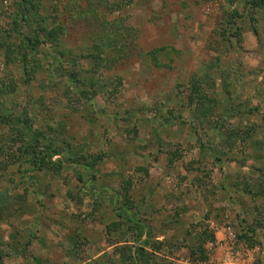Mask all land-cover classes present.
Segmentation results:
<instances>
[{
	"label": "rangeland",
	"instance_id": "obj_1",
	"mask_svg": "<svg viewBox=\"0 0 264 264\" xmlns=\"http://www.w3.org/2000/svg\"><path fill=\"white\" fill-rule=\"evenodd\" d=\"M19 1L0 0V29L18 45L7 31ZM33 1L45 26L62 25L56 50L70 62L63 70L53 65L51 43L39 62L33 55L7 60L0 51V87L15 85L0 93V264H121L115 246L130 214L172 245L156 260L195 264L189 246L208 212L210 229L231 222L237 234H254L260 244L239 241L256 246L264 262V7L245 0H136L123 8L118 0ZM119 18L121 28H113ZM26 65L37 71L29 82ZM20 117L46 132V142L66 147L53 157L57 166L40 170L19 157L24 140L13 127L23 123L12 119ZM174 150L181 157L172 163ZM97 154L106 156L87 170ZM124 179L132 181L130 213L120 216ZM79 231L91 248L75 244ZM127 239L141 242L130 233Z\"/></svg>",
	"mask_w": 264,
	"mask_h": 264
},
{
	"label": "trees",
	"instance_id": "obj_2",
	"mask_svg": "<svg viewBox=\"0 0 264 264\" xmlns=\"http://www.w3.org/2000/svg\"><path fill=\"white\" fill-rule=\"evenodd\" d=\"M136 0H118L116 5L118 8H123L126 6L132 5ZM246 3L251 4V6L255 9L264 7V0H245ZM37 5H35L33 0H20L18 8H16L15 14L12 18V21L9 23L10 28L7 31V37L11 36L12 38H15L19 41H21L20 45L16 44L15 41L13 42H7L6 41V34L3 33V31L0 29V51L7 52L8 58L12 59L14 55L17 59H21L22 61H27V59H30L29 57L33 55V58L36 57L37 54L40 52L41 47L44 44L51 43L54 46V62L52 63L55 65L58 69L63 70L65 68L64 63L70 62V59H66V56H64L63 51L56 50L57 46H60L61 44V35L64 32L62 25L52 27L51 29L48 28V26H45L44 23L46 22V19L44 18H37L34 15H37ZM121 18L115 20L113 22V28L120 27L121 28ZM120 22V23H119ZM24 28H27L28 30H25ZM12 32V33H11ZM91 56L89 54H86L85 57ZM99 55H93V58L95 60H98V63H101L104 61V59H98ZM73 63L77 62L74 59H71ZM74 63V64H75ZM26 79L25 82H29L37 73V71L32 68H28V65H26ZM39 71V70H38ZM72 77L76 80V72L73 70L71 72ZM15 85L13 83H6L3 82L0 87V93L6 94L9 91L12 93L14 91ZM83 95L87 97L89 100L93 99V94L91 90H83ZM199 102H202L201 99L197 100ZM190 102L194 103L195 98L194 95L190 96ZM9 116H3V120L7 121L9 120ZM12 119V118H11ZM19 122L23 123V126H15L13 128H16L14 131L15 136H17L20 139H23L24 142L20 147L19 150V157L26 156L28 158H25L26 162H30L33 164L35 168L38 169H46L48 166H57V161L53 160V157L60 155L64 153L63 151L66 150V147L60 148L58 144H55L52 142H46L47 134L46 132H43L41 129L37 130L32 128V124L29 120V118L20 117L17 120L12 119V122ZM230 135L235 134L233 132L229 133ZM45 142L40 146L42 141ZM69 146V145H68ZM21 154V155H20ZM15 156V155H13ZM105 154H97V156L94 157L92 162H87L85 166L88 168L87 170H94L96 165L101 163L104 160ZM181 157V153L179 151L174 150L172 157L170 158V162H174L179 160ZM219 159V158H217ZM59 165H62L61 161H58ZM148 174L149 171L147 170ZM147 174V175H148ZM186 179V178H185ZM245 190L247 192H251L252 189L249 185V183L245 184ZM132 187V181L130 179H124L122 181V188L124 190V199L125 202L123 203V206H121L120 210V216H123L126 210H128L130 213V206H128V194L131 192ZM212 212H208L203 221L199 222V229L196 228V232L194 234L193 242L189 246L190 247V261L195 264H203L206 263L209 259V253L208 249L206 248V242L208 240H215L216 236L212 229H210V218ZM124 218V217H123ZM125 224L128 222L129 225L125 226L127 231H123V234H121V237L118 238V245L115 246L116 253H118V256L120 257L119 263L121 264H141L140 260H144L146 264H175L173 261H169L167 258L164 259L161 263L159 260H156V257L159 253L165 254L166 249H172V245L169 243H166L164 240H158L152 237L150 230L146 231V223L141 220V218H138L134 216V214L128 215V217L125 219ZM219 222H224L223 220H219ZM86 223V222H85ZM119 223H113L109 224L107 226V229L109 231H116L117 225ZM262 224V223H261ZM264 224V223H263ZM262 224V226H263ZM226 225L233 226V223L227 222ZM125 229V230H126ZM252 231H255V229H251ZM125 233H127L125 235ZM133 234L136 236L138 241H141L138 245L134 242H130L127 238L128 235ZM147 235L145 238H143L144 235ZM238 239L251 241V245L254 244H260V242L255 238L253 235H248L247 232L242 231L241 233H238ZM88 237L84 234V232H77L74 238L75 244H78V242L81 244V246H85L86 248H91V244L88 241ZM196 240V241H194ZM2 251H0V257L2 256ZM115 261V260H114ZM113 261V262H114ZM256 263L258 264H264V262H260L259 256L256 255ZM116 264V263H115Z\"/></svg>",
	"mask_w": 264,
	"mask_h": 264
},
{
	"label": "built area",
	"instance_id": "obj_3",
	"mask_svg": "<svg viewBox=\"0 0 264 264\" xmlns=\"http://www.w3.org/2000/svg\"><path fill=\"white\" fill-rule=\"evenodd\" d=\"M216 239L209 240V259L204 264H258L256 263V251L258 248L249 247L241 243L237 232L231 225L219 226L212 222Z\"/></svg>",
	"mask_w": 264,
	"mask_h": 264
},
{
	"label": "crops",
	"instance_id": "obj_4",
	"mask_svg": "<svg viewBox=\"0 0 264 264\" xmlns=\"http://www.w3.org/2000/svg\"><path fill=\"white\" fill-rule=\"evenodd\" d=\"M89 242H90V240H88ZM104 253H102V255H103ZM101 255V253H99V256ZM94 258H97V256H94Z\"/></svg>",
	"mask_w": 264,
	"mask_h": 264
}]
</instances>
